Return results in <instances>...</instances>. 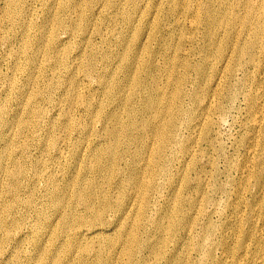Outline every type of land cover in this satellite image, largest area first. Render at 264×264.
<instances>
[{"label":"bare ground","instance_id":"1","mask_svg":"<svg viewBox=\"0 0 264 264\" xmlns=\"http://www.w3.org/2000/svg\"><path fill=\"white\" fill-rule=\"evenodd\" d=\"M170 1L166 15L190 9L188 0ZM195 1L196 23L205 28L199 80L212 68L210 58L230 59L228 49L234 54L228 75L256 57L263 62L258 25L264 23V0ZM151 13L145 18L140 5L119 0H0V264H222L214 261L215 246L231 256L244 250L241 239L236 253L216 240L206 198L185 195L195 187L189 174L197 168L196 136H208L215 110L223 108L214 110L208 99L203 106L204 90L191 92L193 109H185L191 65L168 51L171 32ZM104 24L110 28L97 48L93 34ZM258 67L264 74V64ZM93 77L96 89L90 86ZM261 80L257 87H263ZM240 84L227 90L229 100L246 85ZM246 96L254 131L261 124L260 96ZM184 130H192L190 138ZM30 131L37 135L22 140ZM31 146L41 153L31 166L43 181V198L36 206L33 182L26 185L29 198L14 219L26 173L16 154ZM256 177L264 180V174ZM29 219L24 247L19 235ZM199 225L202 231L194 234ZM183 247L197 252L195 263L179 252Z\"/></svg>","mask_w":264,"mask_h":264},{"label":"rangeland","instance_id":"2","mask_svg":"<svg viewBox=\"0 0 264 264\" xmlns=\"http://www.w3.org/2000/svg\"><path fill=\"white\" fill-rule=\"evenodd\" d=\"M120 1L124 4L128 3V6L131 5L132 7H138L140 5V7L144 9L145 18L149 17L151 11H153V20H161L162 23L165 24V28H168L171 32V48H169L168 51H170L172 54L177 55V57H179L178 59H186L190 63L191 69L188 71V80L183 86L184 92H186V96L183 98L185 109H193L194 104H192L190 94L195 93L196 91H200V93H202V91L204 90H207L208 92L204 95L206 97L204 98L205 102L203 106L206 104V101L208 99L209 101H212L211 107L214 108V110L216 107L223 108L221 109L222 111L220 113L215 110L216 114L212 116L211 122L213 123L214 127L212 126V129L210 130L208 136L202 139H199V135L196 136L198 140L197 143L194 144L193 150L195 152V156H197V168H195V170H193L192 173L189 174L190 182H192L195 187L185 191V195L193 201H201L202 197L207 199V202L202 203H204L205 208L209 210L208 218L210 223L214 227H216L215 229H217V231L214 233V237L218 242L226 241V246H229L230 248H233L234 251L236 250L238 252L239 240H242L244 250L240 252V255H238L235 251L236 254L231 256V254L229 255L221 245L215 246L213 251L215 259L214 261H221L222 264H241V262L242 264H264V180H260V182H258L256 177L257 174H262V176L264 174V151L261 148V146L264 144V74L260 72V67H258L264 64V59L262 62V58L259 56L256 57L254 62L252 61L249 64H245L244 62L242 66H240V68L236 67L234 69V72L231 75H228L226 69L228 65H231L232 57H234V54L231 55V51L230 49H228L226 50V52L228 51L227 54L230 55V59H228L227 56L226 59L224 58L221 61L210 58L212 59L210 61L213 63V66L211 69L207 70L206 78L204 80H199L196 69L204 61V56L201 53V49L204 47L203 33L205 31V28L202 24L196 23L195 20L198 2H196L195 0H188L187 2H189L190 4L189 11L182 10L181 13L174 12L173 14L170 13L166 15L165 13L170 9V0H119V2ZM182 2L185 1L182 0ZM179 22H181L183 26H179ZM104 27L101 29L100 34H93V45L97 48L101 47V42L103 39L102 36L107 32V28H110L109 25L106 24H104ZM258 28L262 30V36H264V23L259 24ZM119 30L120 27L118 28V31ZM61 35H64L63 38L66 37V34ZM117 36V34H113L114 39ZM220 37L222 38L223 34H220L219 38ZM182 52H186V54ZM49 73V71H47L46 73V77L48 78L51 77V74ZM237 74H239L240 76ZM261 78L263 87H257L255 85L256 81H260ZM95 79L96 78L93 77L90 80V86L96 89L97 79L96 81H94ZM92 80L94 82H92ZM241 82H245L246 85H243V88H241L237 92L238 94L235 100H229L227 96V90L240 87ZM95 89L93 91H95ZM251 91L255 93L257 92L260 96V106L259 109H257L256 114L258 117H260L261 124L260 128L254 131L252 128V124L255 115L250 111L251 109L248 107L246 102V95L248 93H252ZM213 98L216 99L213 100ZM200 113L201 111L197 110L196 114L199 115ZM217 117L220 120L224 117L223 122H221ZM226 117L229 118L227 119ZM225 119L227 122V126H225L224 123ZM237 122L238 124H236ZM191 131L184 130L183 134L185 136H189V134H191ZM39 133L41 132H38V134ZM250 134L254 136L251 137ZM27 135H25L22 140L28 139L29 141H31L34 136L37 135V133L33 135V133L30 131L27 133ZM190 137L191 136H189V138ZM220 147L224 149L223 152L220 151ZM23 154H16L19 162L24 165L26 173L23 174L22 178L20 179V182L23 183V186L25 185V188H23V190L20 189V191L18 192V202L16 203V206L17 204L18 206L14 211V219L20 218L21 214L23 213V208L21 205L29 198L30 193H28L29 190L27 189L26 185L32 184L33 182V185L35 187L36 206H40L42 202L41 200L43 198V192L41 191L44 189L43 181L36 175L34 167L31 166L36 161L41 160V153L37 147L31 146L29 150L24 152ZM7 162L8 161H6L5 163L6 165ZM179 162L180 161H177L175 163L172 172H177L176 169L180 167ZM8 164L10 166V162H8ZM243 171L245 172V174ZM39 174H42V171H40ZM220 187H222L223 190H219L218 188ZM237 192H239V194ZM260 200H263V202H259ZM219 201L221 202L222 206L220 205ZM218 205L221 206V208ZM213 210H216L218 212L216 213ZM31 213L33 214L34 212L32 211ZM149 214L153 215V212ZM32 222L33 220L29 219L28 222H26L28 223L26 226L27 228L25 227V229H23V232L19 235L20 237H22V239H25L24 247H26L27 244V238L30 234L29 228ZM108 228L111 229V226ZM200 230L202 231L201 225L196 226L194 229V234L201 232ZM247 234H249L250 236H248ZM190 240V238L184 240V244L188 243ZM174 245L175 241L168 243L167 249H172ZM257 246H260V253L254 254L253 250ZM179 252L184 254L187 253L191 263H195L198 259V254L196 251H187L186 248L183 247L179 250ZM161 264L164 263L161 261Z\"/></svg>","mask_w":264,"mask_h":264}]
</instances>
